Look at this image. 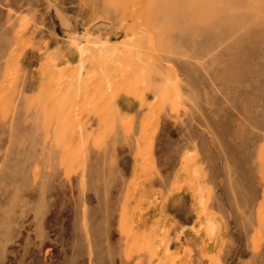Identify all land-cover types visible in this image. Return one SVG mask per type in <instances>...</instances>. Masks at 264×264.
I'll return each mask as SVG.
<instances>
[{
  "label": "rangeland",
  "instance_id": "1",
  "mask_svg": "<svg viewBox=\"0 0 264 264\" xmlns=\"http://www.w3.org/2000/svg\"><path fill=\"white\" fill-rule=\"evenodd\" d=\"M0 264H264V0H0Z\"/></svg>",
  "mask_w": 264,
  "mask_h": 264
}]
</instances>
